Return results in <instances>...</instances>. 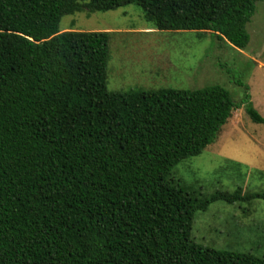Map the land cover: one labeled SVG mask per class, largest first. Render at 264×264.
Segmentation results:
<instances>
[{
    "label": "trees",
    "instance_id": "16d2710c",
    "mask_svg": "<svg viewBox=\"0 0 264 264\" xmlns=\"http://www.w3.org/2000/svg\"><path fill=\"white\" fill-rule=\"evenodd\" d=\"M263 0H0V264H264L191 239L197 211L264 193L197 200L170 180L216 142L235 110L221 85L108 89L111 33L63 17L128 5L159 31L211 32L245 50ZM242 86V85H241Z\"/></svg>",
    "mask_w": 264,
    "mask_h": 264
},
{
    "label": "rangeland",
    "instance_id": "374dc122",
    "mask_svg": "<svg viewBox=\"0 0 264 264\" xmlns=\"http://www.w3.org/2000/svg\"><path fill=\"white\" fill-rule=\"evenodd\" d=\"M247 30L250 42L239 50L211 32L159 31L134 4L108 12L83 10L60 22L61 32L112 34L107 69L111 92L221 85L240 103L247 85L251 102L264 117V0L257 3ZM170 180L197 200L240 188L264 193V124L254 123L244 108L235 110L216 142L181 161ZM191 239L211 249L264 257V199L218 201L197 211Z\"/></svg>",
    "mask_w": 264,
    "mask_h": 264
}]
</instances>
